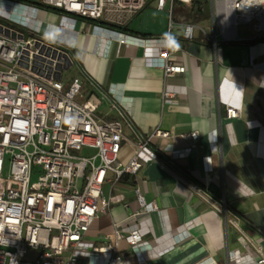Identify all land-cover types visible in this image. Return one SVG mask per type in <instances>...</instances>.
I'll use <instances>...</instances> for the list:
<instances>
[{
    "label": "crops",
    "instance_id": "obj_1",
    "mask_svg": "<svg viewBox=\"0 0 264 264\" xmlns=\"http://www.w3.org/2000/svg\"><path fill=\"white\" fill-rule=\"evenodd\" d=\"M208 3L210 15L196 21L193 7L200 0L191 7L176 4L172 12L148 0L138 13L115 21L126 30L88 23L76 35L78 60L108 94L103 113L116 116L114 101L140 133L156 127L171 132L152 137L140 154L139 173L109 175L113 180L105 193L122 200L87 235L100 244L115 224L123 232L139 230L137 248L120 242L132 264H255L246 262L248 253L256 254L227 216L264 248V30L256 22L240 23L231 34L219 24L212 0ZM191 17L196 28L188 39L183 25ZM166 61L185 65V72L166 75ZM164 88L175 93L165 104ZM227 107L241 116L228 119ZM191 131L199 134L194 145L183 136ZM125 133L135 138L127 127ZM132 155L133 146L125 144L121 160ZM192 187L227 211H218ZM137 188L156 208L140 207Z\"/></svg>",
    "mask_w": 264,
    "mask_h": 264
},
{
    "label": "built area",
    "instance_id": "obj_2",
    "mask_svg": "<svg viewBox=\"0 0 264 264\" xmlns=\"http://www.w3.org/2000/svg\"><path fill=\"white\" fill-rule=\"evenodd\" d=\"M148 0H1L0 17V264H132L120 249L125 240L131 248L142 241L139 230L123 232L116 224L102 237L100 244L87 239L94 223L110 205L122 200L106 194L108 182L124 173L137 174L143 167L140 154L152 137H170L171 132L156 127L143 134L132 119L112 101L116 116L101 112L106 91L85 71L75 49L81 24H102L131 17ZM196 0H155L158 9L176 4L192 6ZM219 24L232 31L228 16L237 27L256 22L264 30V0H212ZM23 8V19L15 7ZM59 12V23L37 25L41 9ZM88 19L94 21L89 22ZM97 21V22H95ZM170 21V26H174ZM31 30L26 35V30ZM193 17L183 25L186 38L194 37ZM234 28V27H233ZM121 42H126L122 34ZM161 49H159L160 51ZM75 67L64 79V73ZM166 75L184 73L185 65L165 62ZM175 93L164 88V104ZM241 111L227 107V118L235 119ZM129 128L134 139L125 133ZM194 143L196 131L183 134ZM133 146V155L123 162L125 144ZM82 150H85L82 153ZM9 169L5 173L6 163ZM201 199L220 212L226 206L192 187ZM141 208L149 205L136 189ZM227 221L240 234L243 244L254 253L247 263L264 264L263 245L238 224Z\"/></svg>",
    "mask_w": 264,
    "mask_h": 264
},
{
    "label": "rangeland",
    "instance_id": "obj_3",
    "mask_svg": "<svg viewBox=\"0 0 264 264\" xmlns=\"http://www.w3.org/2000/svg\"><path fill=\"white\" fill-rule=\"evenodd\" d=\"M22 1H25V2H35V3H40L41 0H22ZM203 2V5L206 7V15L209 16L210 13H211V6L209 3H206L205 0H200ZM1 4V2H0ZM213 9H214V5H213ZM15 12L17 13L16 17H18L19 19H23L22 15L24 14L23 12V8H21L20 6H16L15 7ZM37 18L39 20L43 19V22L40 23V21L37 20L36 24L37 25H40L41 28H45L46 27V24L47 23H59V12L55 9H49V10H45L41 7L38 15H37ZM80 22L78 23V25L80 26ZM253 25V23H249V26ZM85 26V25H84ZM202 27L205 26V24H201ZM25 30H26V35H30L31 34V30L29 29H26L25 27H23ZM75 51V49H74ZM74 70H75V67L73 66L70 70L66 71L64 73V79L67 78L68 76L72 75L74 73ZM105 108H106V105H103L100 110L101 112L105 111ZM85 150H82V153H84ZM9 169V164L8 162L6 163V168H5V173H7Z\"/></svg>",
    "mask_w": 264,
    "mask_h": 264
},
{
    "label": "trees",
    "instance_id": "obj_4",
    "mask_svg": "<svg viewBox=\"0 0 264 264\" xmlns=\"http://www.w3.org/2000/svg\"><path fill=\"white\" fill-rule=\"evenodd\" d=\"M205 2L206 3H208V0H205ZM206 7L203 5V2L201 1V4L199 5V6H194L193 7V12H194V17H195V20L196 21H199V20H202V19H205V18H207V15H206ZM7 22V23H9V24H13V23H11L10 21H7L6 19H4V18H2V17H0V22ZM88 21L89 22H94V21H92V20H90V19H88ZM95 22H97V21H95ZM102 24H105V25H108V26H110V27H112V28H118V29H124V30H126L127 29V27L125 26V25H120V24H118V23H115V22H106V21H102L101 22ZM142 35H146V34H143V33H141Z\"/></svg>",
    "mask_w": 264,
    "mask_h": 264
},
{
    "label": "bare ground",
    "instance_id": "obj_5",
    "mask_svg": "<svg viewBox=\"0 0 264 264\" xmlns=\"http://www.w3.org/2000/svg\"><path fill=\"white\" fill-rule=\"evenodd\" d=\"M228 22L230 23V25L232 24V33L231 34H234L235 33V25H234V20L228 16ZM234 27V28H233Z\"/></svg>",
    "mask_w": 264,
    "mask_h": 264
},
{
    "label": "water",
    "instance_id": "obj_6",
    "mask_svg": "<svg viewBox=\"0 0 264 264\" xmlns=\"http://www.w3.org/2000/svg\"><path fill=\"white\" fill-rule=\"evenodd\" d=\"M2 29L1 25H0V30Z\"/></svg>",
    "mask_w": 264,
    "mask_h": 264
}]
</instances>
